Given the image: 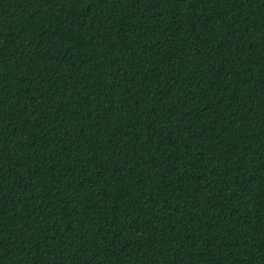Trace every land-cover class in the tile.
Listing matches in <instances>:
<instances>
[{
  "label": "trees",
  "instance_id": "trees-1",
  "mask_svg": "<svg viewBox=\"0 0 264 264\" xmlns=\"http://www.w3.org/2000/svg\"><path fill=\"white\" fill-rule=\"evenodd\" d=\"M0 264H264V0H0Z\"/></svg>",
  "mask_w": 264,
  "mask_h": 264
}]
</instances>
